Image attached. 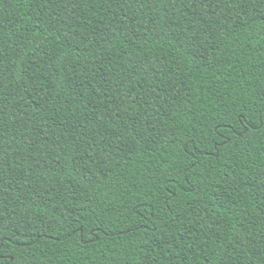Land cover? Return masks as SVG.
<instances>
[{"label":"trees","instance_id":"obj_1","mask_svg":"<svg viewBox=\"0 0 264 264\" xmlns=\"http://www.w3.org/2000/svg\"><path fill=\"white\" fill-rule=\"evenodd\" d=\"M0 264H264V0H0Z\"/></svg>","mask_w":264,"mask_h":264}]
</instances>
